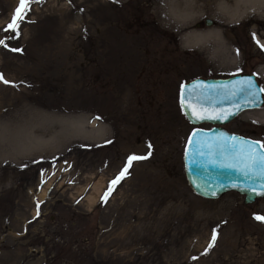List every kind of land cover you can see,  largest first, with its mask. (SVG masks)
Returning <instances> with one entry per match:
<instances>
[{"label": "rangeland", "instance_id": "obj_1", "mask_svg": "<svg viewBox=\"0 0 264 264\" xmlns=\"http://www.w3.org/2000/svg\"><path fill=\"white\" fill-rule=\"evenodd\" d=\"M18 2L0 0V264H264V197L205 198L184 169L181 86L247 72L264 87L245 22L185 26L224 28L240 59L218 64L214 41L183 46L160 22L165 0H37L16 35ZM246 113L225 126L264 143ZM132 155L147 159L112 185Z\"/></svg>", "mask_w": 264, "mask_h": 264}, {"label": "water", "instance_id": "obj_2", "mask_svg": "<svg viewBox=\"0 0 264 264\" xmlns=\"http://www.w3.org/2000/svg\"><path fill=\"white\" fill-rule=\"evenodd\" d=\"M206 23L211 25L212 20L207 19ZM249 78L252 79L257 89L261 87L254 74H237L228 78H196L181 87L180 101L187 119L195 125L215 124L211 129L193 128L188 137L184 155L187 181L196 194L205 198L216 199L225 192L233 190L245 196V204L253 203L257 198L264 197V176L251 173L245 176L237 168L222 166L228 163H238L242 167L243 159L239 161L236 159V154L241 149L239 141H259L232 133L223 127L242 111L263 105V93H259V106H246V100L249 98L240 91L243 87L240 82ZM236 106L240 107L239 112L236 111ZM193 109L196 111L207 109L206 115H220L221 117L226 113L229 115L226 119H197L192 114ZM194 132L195 137L192 136ZM190 137L193 140L192 144H189ZM232 137H236V141H233ZM234 143L235 149L232 148ZM244 149H247V145H244Z\"/></svg>", "mask_w": 264, "mask_h": 264}, {"label": "bare ground", "instance_id": "obj_3", "mask_svg": "<svg viewBox=\"0 0 264 264\" xmlns=\"http://www.w3.org/2000/svg\"><path fill=\"white\" fill-rule=\"evenodd\" d=\"M164 6L166 10L159 14V20L164 26L179 29L183 46L204 50L202 44L206 45L207 41L215 42L214 48L207 49V57L214 63L231 64L240 59L238 53L229 52L231 45L225 36L224 28L220 26L245 22L253 39L264 46V0H165ZM200 12H209V15L220 22V26L205 30H186L185 26L196 20ZM261 24L263 26L260 28ZM261 69L264 72V65ZM242 112H247V118L264 123V106ZM94 189L91 201L99 199L103 189L102 183H95Z\"/></svg>", "mask_w": 264, "mask_h": 264}, {"label": "snow or ice", "instance_id": "obj_4", "mask_svg": "<svg viewBox=\"0 0 264 264\" xmlns=\"http://www.w3.org/2000/svg\"><path fill=\"white\" fill-rule=\"evenodd\" d=\"M34 2H37V0H19L18 6L14 10L11 21L7 24V26L3 30L11 31L13 33H16V35H19L20 24L24 21L25 16L27 15V12L30 11L31 4ZM11 38H15V37H9V39ZM0 44H4V40H0ZM2 79L3 77L0 76V80ZM4 82L8 83L7 81H4ZM240 83L243 85L240 91L244 92L246 97L249 98L246 100V106H249V107L259 106L258 104L259 93H264V87H260L257 89L256 85L253 83L251 78L241 81ZM183 94L184 93L182 89V97H183ZM189 107H191V105H189ZM240 110H241L240 107L236 106V111L239 112ZM207 111H208L207 109H201L200 111H196L195 109H193L192 114L197 119H220V118L226 119L227 115H229L228 113H226L223 117H221L220 115H206L205 113H207ZM192 136L195 137L196 133L194 132ZM232 140L236 141V137H232ZM192 143H193V140L190 137L189 144H192ZM239 144L241 145V149H240V152L236 154V159L238 161L240 159H243L244 161L243 166L240 167L238 163H228L222 166L229 167V168H237V170L242 172L245 176H248L249 173H251L252 175L264 176V143H261L259 141L240 140ZM244 145H247L246 150L244 149ZM149 148H151V145H149ZM232 148L235 149V143L232 145ZM149 155H151V152H149ZM142 159H147V156H136V155L129 156L126 166L124 167V169L121 170L119 175L116 177V179H114L111 182V184L112 185L118 184L119 181L128 172V168L131 166L132 162L135 160H142ZM112 190L113 189L110 186L108 193H105V196L103 197L105 201L107 200L108 194ZM255 219H257L258 221L264 222V216H256ZM215 240H216V233L214 230L213 235H212V241L209 244V247L214 246Z\"/></svg>", "mask_w": 264, "mask_h": 264}, {"label": "flooded vegetation", "instance_id": "obj_5", "mask_svg": "<svg viewBox=\"0 0 264 264\" xmlns=\"http://www.w3.org/2000/svg\"><path fill=\"white\" fill-rule=\"evenodd\" d=\"M255 42H258L261 46H263L259 41H257V40H254ZM263 49H264V47H263ZM264 57V54H262L261 55V57ZM205 124H209V123H205ZM210 126L208 127V128H211V127H214V125L213 124H209ZM225 128H227L226 126H224ZM228 130H230L229 128H227ZM231 131V130H230ZM239 133V132H238Z\"/></svg>", "mask_w": 264, "mask_h": 264}]
</instances>
